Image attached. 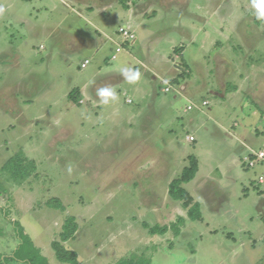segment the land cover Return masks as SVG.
I'll return each mask as SVG.
<instances>
[{
	"label": "rangeland",
	"instance_id": "rangeland-1",
	"mask_svg": "<svg viewBox=\"0 0 264 264\" xmlns=\"http://www.w3.org/2000/svg\"><path fill=\"white\" fill-rule=\"evenodd\" d=\"M0 7V264H28L13 255L15 221L50 264H68L53 241L69 216L78 229L63 245L80 264H264V21L251 0ZM123 27L135 37L116 52ZM124 68L140 81L128 84ZM103 87L118 101L101 104ZM17 152L36 162V175L2 171ZM189 156L197 176L225 188L197 220L169 190ZM53 197L64 210L46 205Z\"/></svg>",
	"mask_w": 264,
	"mask_h": 264
},
{
	"label": "trees",
	"instance_id": "trees-1",
	"mask_svg": "<svg viewBox=\"0 0 264 264\" xmlns=\"http://www.w3.org/2000/svg\"><path fill=\"white\" fill-rule=\"evenodd\" d=\"M184 48V45H180L175 48V52L180 53ZM78 91L79 88H74ZM71 91L68 95L70 99L74 100L76 103H80L81 97L79 95L73 94ZM199 168V163L197 158L189 156V165H187L180 177L174 179L169 186L170 195L178 201H182L185 207H189V217L191 219L197 220L202 218L200 206L194 202V199L190 192L184 187V184L190 182L196 175ZM34 170L35 175L37 174V165L35 161L29 163L25 162V158L22 157V152H17L12 158H10L4 165L2 171H6L11 177L15 176L16 179L23 180L31 176ZM32 171V172H31ZM1 195V187H0ZM46 205L55 209L64 210L65 206L60 198L53 197L50 198ZM173 229L179 231L176 224H172ZM15 232L20 239V243L14 252V257L19 261L28 264H50L48 258L45 257L41 250L35 245L34 241L29 234L25 232L24 227L19 221H15ZM168 226H156L152 228V233L164 234L168 230ZM78 229V223L75 216H69L65 223L63 224V229L60 233V240L53 241V248L56 251V256L61 262L68 264H80L78 259V254L75 250L66 248L63 243L72 239ZM148 262H142L136 257H130L121 259L116 264H151V261L147 259Z\"/></svg>",
	"mask_w": 264,
	"mask_h": 264
},
{
	"label": "crops",
	"instance_id": "crops-1",
	"mask_svg": "<svg viewBox=\"0 0 264 264\" xmlns=\"http://www.w3.org/2000/svg\"><path fill=\"white\" fill-rule=\"evenodd\" d=\"M140 27V25H138ZM110 38H113V37H110ZM113 39H111V42H112ZM114 41V40H113ZM119 41V39L117 40ZM113 43V42H112ZM129 44L128 42H125L123 44L124 47H126V45ZM115 45V44H114ZM124 49V48H123ZM127 51V50H126ZM87 59V58H85ZM84 59V60H85ZM82 94L84 95L85 92L84 90H81ZM90 93V92H89ZM92 96L93 93L91 92L90 93ZM81 97V93L79 95ZM85 96V95H84ZM83 97V96H82ZM81 97V98H82ZM86 97V96H85ZM89 100V97L86 98V100ZM81 102H84V100L82 99ZM98 102H95V104H98ZM101 105V104H99ZM199 169V168H198ZM198 172V171H197ZM197 174V173H196ZM263 176V173L260 174L259 176V181L260 183H263L264 182V178H263V181L260 180V177ZM188 183H192V187H193V191H194V194H192L190 192V194L192 195V197L194 198V202L197 203L199 206H200V210H201V213H202V208L204 206L210 208L213 210V207H216L215 206V203H214V200L216 199V195L218 193V191H224V187L217 183L213 178H211L210 176H202V177H199L197 175H195V177ZM222 194H225L224 192ZM260 209L262 208V210L264 211V200L263 202L260 204ZM259 209V212H261V210ZM262 211L261 214H263L264 212ZM215 213V212H214ZM203 216V215H202Z\"/></svg>",
	"mask_w": 264,
	"mask_h": 264
},
{
	"label": "clouds",
	"instance_id": "clouds-1",
	"mask_svg": "<svg viewBox=\"0 0 264 264\" xmlns=\"http://www.w3.org/2000/svg\"><path fill=\"white\" fill-rule=\"evenodd\" d=\"M251 4L253 8L257 10L254 13L255 18L264 21V0H251ZM3 11V7H0V13ZM121 71L128 84H136L141 79V73L138 69L130 70L128 68H124ZM96 95L100 99V103L103 105H109L119 99L116 90L111 87L98 88L96 90Z\"/></svg>",
	"mask_w": 264,
	"mask_h": 264
},
{
	"label": "built area",
	"instance_id": "built-area-1",
	"mask_svg": "<svg viewBox=\"0 0 264 264\" xmlns=\"http://www.w3.org/2000/svg\"><path fill=\"white\" fill-rule=\"evenodd\" d=\"M121 37H122V41L123 42L120 43V45L116 48V52L121 51L123 49V44L125 42H128V41L130 42L131 40H133L135 35L131 31H128L126 28H124L123 31L121 32ZM112 57L116 58V54H113ZM88 63H90V60H88V59L85 60V62H83V64H82V67H86ZM129 102H131V99H129ZM204 103H206V102H204ZM189 140H191V141L194 140L193 136H191L189 138ZM256 158L263 159L264 158V151H260L258 154H256ZM247 161H248V165L251 166V167L255 166V164H256L255 163V161H256L255 157L254 158H249V159H247Z\"/></svg>",
	"mask_w": 264,
	"mask_h": 264
}]
</instances>
